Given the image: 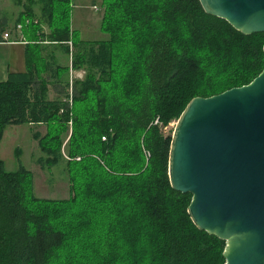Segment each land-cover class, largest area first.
Wrapping results in <instances>:
<instances>
[{
    "label": "trees",
    "instance_id": "obj_1",
    "mask_svg": "<svg viewBox=\"0 0 264 264\" xmlns=\"http://www.w3.org/2000/svg\"><path fill=\"white\" fill-rule=\"evenodd\" d=\"M29 1L46 23L57 2H71ZM116 10L120 21L144 32L136 37L142 78L132 99L104 92L116 73L114 41L77 40L68 26L38 31L36 43L26 45V70L0 82V143L9 125L56 121L57 144L43 143L47 162L64 161L60 135L70 126L73 158L66 161L72 186L65 200L36 197L21 160L9 172L0 159V264L226 261V242L196 226L188 213L192 195L171 184L172 136L162 128L195 97L257 77L264 68V32L244 34L207 13L200 0H113L115 21ZM8 26L0 18V39ZM83 67L85 76L73 78ZM91 93L95 106L90 118H82L78 111Z\"/></svg>",
    "mask_w": 264,
    "mask_h": 264
},
{
    "label": "water",
    "instance_id": "obj_2",
    "mask_svg": "<svg viewBox=\"0 0 264 264\" xmlns=\"http://www.w3.org/2000/svg\"><path fill=\"white\" fill-rule=\"evenodd\" d=\"M244 34L264 32V0H200ZM191 219L226 242L224 264H264V68L249 84L192 99L169 156Z\"/></svg>",
    "mask_w": 264,
    "mask_h": 264
},
{
    "label": "rangeland",
    "instance_id": "obj_3",
    "mask_svg": "<svg viewBox=\"0 0 264 264\" xmlns=\"http://www.w3.org/2000/svg\"><path fill=\"white\" fill-rule=\"evenodd\" d=\"M8 2V11L12 13V16H16L13 17L15 18L14 21L29 20L31 24L35 23L24 27L25 38L31 44L36 43L38 40V31L52 32L67 26L77 40L114 41L116 73L114 81L104 92L107 97H111L110 93L114 91L116 96L132 99L135 90L134 86L136 85L137 88L141 84L142 78L141 72L137 69L139 59L135 56V54L137 55L136 51L139 54L141 53V45L140 42L136 41V37L141 36L144 32H138L129 23L123 20L120 21L119 17L121 16L117 10L116 21L114 20L111 13L113 0H71L70 4L57 2L54 16L49 23L40 19V12L32 6L33 2L29 0H8ZM22 36L24 37V35ZM138 56L141 57L140 55ZM63 63L66 62L64 61ZM86 69V67H83L72 72V77L83 78ZM55 96L52 90L50 98ZM79 105L81 106V104ZM94 106L95 97L91 93L87 103L81 106L78 113L81 114L82 112V118H90L89 116ZM176 123L177 120H172L171 123L162 128L163 132L168 136H172ZM85 129L86 127H84ZM80 132L90 134L89 131L80 130ZM56 133V121L50 124L9 125L5 128L0 143V159L4 161L7 171H17L19 169V160H21L24 167L31 171L34 193L36 197L41 199L65 200L70 196L72 183L68 175L66 161L73 159L68 152L72 128L70 126L68 134L62 133L60 135L62 142L61 152L64 161L61 160L54 165L47 162L48 156L43 143L47 142L48 146L54 147L58 141ZM36 134L39 135L38 138L35 137ZM41 158L45 168H42V164L39 162ZM79 159L80 157L77 156L76 160Z\"/></svg>",
    "mask_w": 264,
    "mask_h": 264
},
{
    "label": "crops",
    "instance_id": "obj_4",
    "mask_svg": "<svg viewBox=\"0 0 264 264\" xmlns=\"http://www.w3.org/2000/svg\"><path fill=\"white\" fill-rule=\"evenodd\" d=\"M8 5V0H0V18L7 19L9 25L2 33L0 39V82L6 81L11 72H23L26 70L25 51L26 45L29 43L25 38L24 26L22 25V30L17 28L19 23L14 21L15 18L13 17L16 16H12V13L8 11ZM13 24H16L13 26L14 28L12 27ZM6 32L10 34V37L15 42H3V34Z\"/></svg>",
    "mask_w": 264,
    "mask_h": 264
},
{
    "label": "built area",
    "instance_id": "obj_5",
    "mask_svg": "<svg viewBox=\"0 0 264 264\" xmlns=\"http://www.w3.org/2000/svg\"><path fill=\"white\" fill-rule=\"evenodd\" d=\"M17 28L19 30H22L23 26L22 24L20 23ZM23 40V39H22ZM3 42H15V40H13L11 37H10V34L8 32L4 33L3 34ZM1 43V42H0Z\"/></svg>",
    "mask_w": 264,
    "mask_h": 264
},
{
    "label": "bare ground",
    "instance_id": "obj_6",
    "mask_svg": "<svg viewBox=\"0 0 264 264\" xmlns=\"http://www.w3.org/2000/svg\"><path fill=\"white\" fill-rule=\"evenodd\" d=\"M26 23H29V21H27Z\"/></svg>",
    "mask_w": 264,
    "mask_h": 264
}]
</instances>
